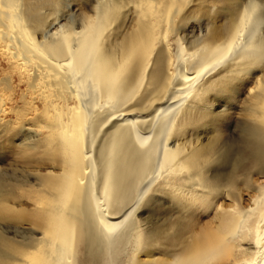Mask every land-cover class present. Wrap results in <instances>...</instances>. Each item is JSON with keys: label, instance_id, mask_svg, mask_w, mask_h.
Returning a JSON list of instances; mask_svg holds the SVG:
<instances>
[{"label": "bare ground", "instance_id": "1", "mask_svg": "<svg viewBox=\"0 0 264 264\" xmlns=\"http://www.w3.org/2000/svg\"><path fill=\"white\" fill-rule=\"evenodd\" d=\"M235 5L0 0V264H264V4Z\"/></svg>", "mask_w": 264, "mask_h": 264}, {"label": "rangeland", "instance_id": "2", "mask_svg": "<svg viewBox=\"0 0 264 264\" xmlns=\"http://www.w3.org/2000/svg\"><path fill=\"white\" fill-rule=\"evenodd\" d=\"M197 33H199V32H197ZM240 98H241V96H237L236 95L233 98V100H232L233 108H231V115H230L231 116V120L230 121H237V119H239L241 117V116H239V113L241 112L240 107H239ZM238 116H239V118H238ZM232 129H233V127H232ZM243 186H242V189H239V191L241 190L244 193V198L247 200L246 202H248L247 198L250 197L249 194H251L253 191H251L252 189H246L245 186L244 187ZM248 192H250V193H248ZM245 193H246V195H245ZM200 219L202 220V222L201 221L200 222L203 223L207 219V216L206 215L205 216L201 215Z\"/></svg>", "mask_w": 264, "mask_h": 264}, {"label": "snow or ice", "instance_id": "3", "mask_svg": "<svg viewBox=\"0 0 264 264\" xmlns=\"http://www.w3.org/2000/svg\"><path fill=\"white\" fill-rule=\"evenodd\" d=\"M248 2V0H236V7L237 8H241L242 6H243V4L244 3H247ZM260 2L262 3V4H264V0H260ZM4 133H3V131L2 130H0V136H2Z\"/></svg>", "mask_w": 264, "mask_h": 264}]
</instances>
